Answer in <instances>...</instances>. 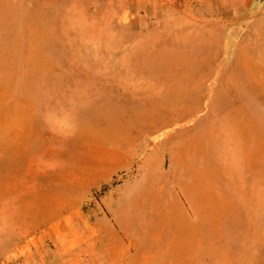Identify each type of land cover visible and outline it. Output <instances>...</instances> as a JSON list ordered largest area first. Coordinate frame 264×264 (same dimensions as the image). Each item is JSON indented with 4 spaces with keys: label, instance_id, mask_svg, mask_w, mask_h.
Here are the masks:
<instances>
[{
    "label": "rangeland",
    "instance_id": "374dc122",
    "mask_svg": "<svg viewBox=\"0 0 264 264\" xmlns=\"http://www.w3.org/2000/svg\"><path fill=\"white\" fill-rule=\"evenodd\" d=\"M2 204L0 264H264V0H0Z\"/></svg>",
    "mask_w": 264,
    "mask_h": 264
},
{
    "label": "crops",
    "instance_id": "0c3cea01",
    "mask_svg": "<svg viewBox=\"0 0 264 264\" xmlns=\"http://www.w3.org/2000/svg\"><path fill=\"white\" fill-rule=\"evenodd\" d=\"M119 163H124V159H120L118 157L102 159L98 157L81 162L75 168L77 169V171L84 173L83 176H80V178H82L80 180H83V182L81 183L82 188L75 192L73 197H69L63 202V204L65 205L64 207H74L76 204L87 203V201L92 198L91 195L94 190H98L103 184L109 183L110 181L115 179L114 173L121 167H115V165ZM83 169H85V171H83ZM144 200L145 199L137 198L135 196L134 188L131 187V184L127 183L126 186H124L123 183L120 182L115 186L105 190L102 195L95 198L96 203H98L101 207V210L104 211V214H102L99 219H95V221H127L126 223H121L122 225L126 226V234L124 236L119 234L116 236L117 243L119 245L121 244L122 247H126L127 244L125 242H129L128 231L130 230V228L128 227H130V224L133 221L132 216L134 215L135 211H138L139 208L141 210L144 209ZM148 209L149 210L147 212L149 213V211L153 208H150L149 206ZM106 210L109 212V217L108 215L105 217ZM4 214L5 205L2 204V206H0V246L5 242V235L7 230L6 221H4ZM19 225L20 223L11 228L16 230V226L18 227ZM109 256L110 258L125 257L124 262L118 263V261H116V264H125L128 262L127 257L124 255L117 254L116 256L115 254L114 256Z\"/></svg>",
    "mask_w": 264,
    "mask_h": 264
},
{
    "label": "bare ground",
    "instance_id": "6f19581e",
    "mask_svg": "<svg viewBox=\"0 0 264 264\" xmlns=\"http://www.w3.org/2000/svg\"><path fill=\"white\" fill-rule=\"evenodd\" d=\"M69 235V234H68ZM72 239V238H71ZM73 243V242H72Z\"/></svg>",
    "mask_w": 264,
    "mask_h": 264
}]
</instances>
